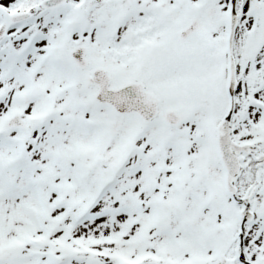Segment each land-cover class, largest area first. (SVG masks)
Returning a JSON list of instances; mask_svg holds the SVG:
<instances>
[{"label": "snow or ice", "instance_id": "6c2138e0", "mask_svg": "<svg viewBox=\"0 0 264 264\" xmlns=\"http://www.w3.org/2000/svg\"><path fill=\"white\" fill-rule=\"evenodd\" d=\"M0 264H264V0H0Z\"/></svg>", "mask_w": 264, "mask_h": 264}]
</instances>
